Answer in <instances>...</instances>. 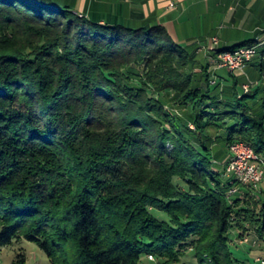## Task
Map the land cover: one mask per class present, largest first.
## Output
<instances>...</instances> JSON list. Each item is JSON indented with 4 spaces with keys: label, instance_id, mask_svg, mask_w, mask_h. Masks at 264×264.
<instances>
[{
    "label": "trees",
    "instance_id": "1",
    "mask_svg": "<svg viewBox=\"0 0 264 264\" xmlns=\"http://www.w3.org/2000/svg\"><path fill=\"white\" fill-rule=\"evenodd\" d=\"M191 60L160 25L0 0V247L24 238L52 264H175L189 249L244 264L230 235L264 241V189L229 195L209 131L264 158V115L254 94L203 88Z\"/></svg>",
    "mask_w": 264,
    "mask_h": 264
},
{
    "label": "crops",
    "instance_id": "2",
    "mask_svg": "<svg viewBox=\"0 0 264 264\" xmlns=\"http://www.w3.org/2000/svg\"><path fill=\"white\" fill-rule=\"evenodd\" d=\"M54 1L102 24L163 26L187 49L203 51L212 37L220 38V50L264 42V0Z\"/></svg>",
    "mask_w": 264,
    "mask_h": 264
},
{
    "label": "rangeland",
    "instance_id": "3",
    "mask_svg": "<svg viewBox=\"0 0 264 264\" xmlns=\"http://www.w3.org/2000/svg\"><path fill=\"white\" fill-rule=\"evenodd\" d=\"M260 45L262 43L257 40L253 44L244 46L242 44L232 48L233 51H237L244 47H260ZM198 50L199 48L196 46L187 49L191 55V61H193V64L188 68L189 75L193 76L203 88L211 89L213 92H218L225 97L227 95L230 97L234 94H238L240 98L256 95V98L249 103L257 115H264V57L259 59V51L256 55L250 57V61L242 70H236L231 69L229 63L225 61L220 50V38L212 37L203 51ZM152 94L159 97L157 93ZM225 97L222 98V101L225 100ZM192 129L196 130V127L192 125ZM209 135L214 140L212 149L214 161L218 165L216 169L221 170L222 173L230 157V147L235 141L230 144L227 143V131L225 128L219 130L212 127ZM196 146L198 145L196 144ZM223 180L227 181L229 178L223 174ZM260 188L264 189V185ZM158 215L167 218L164 213L159 212ZM230 237L233 240V245H238L239 247L234 249L236 256L246 259L244 264H261L259 259L264 260V241L260 240L253 231L248 232L243 237H239L238 231L234 229ZM20 254L25 255L27 264H52L47 254L36 243L24 238L15 240L11 245L0 247V264H13ZM156 260L157 262H149V264L163 263L158 257H156ZM144 261L146 260L144 259ZM175 264H199L195 250L189 249L187 254L181 259V262Z\"/></svg>",
    "mask_w": 264,
    "mask_h": 264
},
{
    "label": "built area",
    "instance_id": "4",
    "mask_svg": "<svg viewBox=\"0 0 264 264\" xmlns=\"http://www.w3.org/2000/svg\"><path fill=\"white\" fill-rule=\"evenodd\" d=\"M258 48L244 47L237 51H223L222 54L231 69L242 70L250 61V57L258 53ZM223 171L224 175L232 180V187L229 191L232 197L243 194L242 188L261 190L260 187L264 185V158L245 141L237 140L230 147V157ZM148 260L151 263L157 262L154 255H149ZM259 261L264 264V260L259 259Z\"/></svg>",
    "mask_w": 264,
    "mask_h": 264
},
{
    "label": "water",
    "instance_id": "5",
    "mask_svg": "<svg viewBox=\"0 0 264 264\" xmlns=\"http://www.w3.org/2000/svg\"><path fill=\"white\" fill-rule=\"evenodd\" d=\"M83 16V15H82Z\"/></svg>",
    "mask_w": 264,
    "mask_h": 264
}]
</instances>
